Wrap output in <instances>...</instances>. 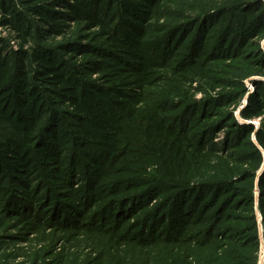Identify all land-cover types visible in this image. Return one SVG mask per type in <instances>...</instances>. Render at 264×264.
Wrapping results in <instances>:
<instances>
[{"label": "rangeland", "instance_id": "1", "mask_svg": "<svg viewBox=\"0 0 264 264\" xmlns=\"http://www.w3.org/2000/svg\"><path fill=\"white\" fill-rule=\"evenodd\" d=\"M28 2H8V6L13 4L32 20L31 36L26 43L4 20L9 15L6 16L0 4L1 46L26 55L34 72L42 68L31 61L32 57L37 51L44 52L64 62L78 77L97 80L106 86L95 72L97 58L89 53L66 52L70 47L76 51L90 48L100 41L99 36L92 37L93 34L73 24L66 34H58L38 20L35 7L39 3L29 6ZM261 12H264V0H166L162 13L168 17L151 22L150 38L171 51L172 58L167 61V67L158 69L160 81L140 90L144 102L138 117L163 111L170 125L189 132L198 151L202 146L210 150L203 156H194L196 169L204 177L199 181L224 182L204 186L198 191L200 197L188 196L186 208L196 201L194 211L198 209L188 221L190 229H173L171 199L165 192L140 206L130 198L120 202L116 212L113 201L100 209L97 202L77 201L74 192L58 180V173L52 169L55 166L43 165L25 179L24 185L8 180L0 189V264H113L117 254L122 256L128 250V246L120 245H150L155 232L165 240L154 244L157 246L150 257L155 263L165 264L168 257L184 252L191 258L203 259V264H235L230 256L241 257L237 260L239 264H264V199L261 197L264 144L262 139L257 140L256 132L248 134L254 126L264 136V33L252 40L245 37L241 46L232 48L231 56L220 58L221 34L216 32L228 22ZM197 37L198 42L193 45ZM234 54L246 55V60H236ZM195 64L198 66L192 68ZM129 87L132 92L138 91L132 84ZM46 92L48 99L54 101L52 107L56 113L62 112L66 121H72L54 94L48 89ZM258 104L260 107L254 108ZM253 114L258 116L249 119ZM223 125L227 127L215 137L213 132ZM210 126L214 130H206ZM239 129L240 133L235 135ZM207 141L212 142L206 144ZM81 181L84 180L80 177L76 182ZM67 201L77 209L72 221L58 216V207L63 210L60 204H68ZM146 205L144 210H138ZM205 207L209 210H204ZM103 209L108 214L102 213ZM65 210L73 209L66 205ZM165 216L168 221H164ZM150 220L154 224L147 228ZM122 221L125 225L119 227ZM175 237L176 240L171 239ZM133 250L130 246L128 252ZM226 250L230 256L218 262ZM138 253L142 254L141 250L135 251V255Z\"/></svg>", "mask_w": 264, "mask_h": 264}, {"label": "trees", "instance_id": "2", "mask_svg": "<svg viewBox=\"0 0 264 264\" xmlns=\"http://www.w3.org/2000/svg\"><path fill=\"white\" fill-rule=\"evenodd\" d=\"M9 1L0 0L6 16L9 15L4 20L26 43L31 36L32 20L15 9L13 4L8 6ZM28 1L29 6L39 3L35 7L38 20L57 30L58 34H66L73 24V27L93 34L92 37L99 36L100 41L90 48L76 51L70 47L66 52L89 53L97 58L95 72L106 86L97 80L78 77L64 62L44 52L37 51L33 55L31 61L42 68L34 72L26 55L11 52L6 45L0 44V189L8 180L24 185L25 179L41 170L43 165L55 166L52 169L58 173V180L74 192V198L80 203L97 202L101 209L113 201V211L116 212L124 199H135V204L140 206L149 199L156 200L165 192L171 199L172 216L175 218L173 229H190L191 222L188 221L198 209L194 211L196 201L186 208L188 196L192 194L194 197L204 186L220 181H199L204 177L196 169L194 156H203L210 150L202 146L198 151L190 140L189 132L170 125L163 111L155 110L146 117H138V110L144 102L140 90L157 84L160 81L158 69L167 67V61L172 58L171 51L150 38L153 33L151 22L168 17L162 13L166 0ZM216 32L221 34L219 57L231 56L232 48L241 46L245 37L252 40L264 33V12L228 22ZM197 42L198 37L193 45ZM234 55L236 60H246V55ZM197 66L195 64L192 68ZM130 84L138 91L132 92ZM47 89L72 121H66L62 112L56 113L52 107L54 101L47 97ZM255 107L258 109L260 105ZM256 116L253 114L249 119ZM214 126L216 128V124ZM226 127L223 125L214 131V136ZM207 128L214 130L212 126ZM254 132L257 140L262 139L264 144L262 132L254 126L248 134ZM238 133L240 129L235 135ZM53 171L47 170V173ZM80 177L84 180L81 182H85L82 185L76 182ZM261 191L264 199V182ZM67 203L58 202L63 207V210L58 207V216L72 221L77 209L73 208L72 202ZM66 205L73 210L65 212ZM207 208L204 210L208 211ZM102 211L108 214L106 209ZM168 220L165 216L164 221ZM125 221L118 226H124ZM148 222L151 224L147 223V228L154 224L153 220ZM153 239L150 245H120L121 248L128 246V250L131 246L134 250H127L122 256L117 254L113 264L155 263L150 257L152 249L157 246L154 244L165 240L162 241L156 232ZM171 239L176 240V237ZM138 249L142 254L135 255ZM229 256L226 250L217 261ZM230 257L239 264L237 260L241 257ZM202 261L181 252L168 257L165 264H203Z\"/></svg>", "mask_w": 264, "mask_h": 264}]
</instances>
